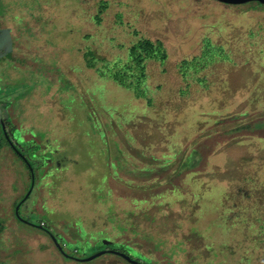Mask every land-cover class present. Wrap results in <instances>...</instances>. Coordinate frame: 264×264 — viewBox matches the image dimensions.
Segmentation results:
<instances>
[{
    "label": "rangeland",
    "instance_id": "obj_1",
    "mask_svg": "<svg viewBox=\"0 0 264 264\" xmlns=\"http://www.w3.org/2000/svg\"><path fill=\"white\" fill-rule=\"evenodd\" d=\"M100 1L2 2L18 11L2 15L1 103L17 114L13 141L49 164L31 179L15 153L1 157L5 264H130L68 259L54 239L80 260L110 249L145 264H264V7L105 0L97 25ZM135 33L169 54L147 64L151 104L101 74Z\"/></svg>",
    "mask_w": 264,
    "mask_h": 264
},
{
    "label": "trees",
    "instance_id": "obj_2",
    "mask_svg": "<svg viewBox=\"0 0 264 264\" xmlns=\"http://www.w3.org/2000/svg\"><path fill=\"white\" fill-rule=\"evenodd\" d=\"M2 2H4V0H0V24L3 23V20H4L2 15L4 16V15H8V13H10V12L12 13V12H17L18 11L15 8L12 11H9L7 13L5 11V9L3 8ZM253 4H255V3H253ZM256 7H264V6H262L260 4H256ZM108 9H109V4H108L107 1L103 0V1L99 2L97 13L94 16V21H95V23L97 25H101L102 24L103 15L106 13V11ZM13 14H11V16H13ZM6 30H8V29H6ZM135 35L137 36V41H135L132 45H130L128 47V49H127V54H128L127 55V59L125 61L124 60L123 61L119 60L113 65L105 64L103 66V70H101V74L103 76H107V77L111 78L119 86H121V87H123L125 89H128V90L134 91L136 96H137V98H142V99L148 100L149 99L148 98V92H147V87H148L147 86V80H148L147 64H148V61H157V62H160V63L164 64L168 60L169 54H168V51H167V49L165 47V44H164V42L162 40H155L154 41V40H151V39H148V38L138 37L139 35L137 33H135ZM11 41H12V35H11ZM8 45H11L10 49H8ZM8 45H7V47L4 50V54H0V61H1L2 58H4L5 55L13 53V46H12L11 42ZM210 48H213V46L211 44V41L206 40L205 41V48L203 49V53L205 52V54H207V52L210 50ZM85 55H86V58H87L86 59L87 60L86 61L87 62V66L89 68L96 67L95 54L92 51H88ZM194 62H196V58L192 62L183 61L181 63L182 64L181 68L184 67V66H188V65H190V64H192ZM0 67H1V65H0ZM186 75L187 74L183 75V77L185 78ZM198 80L201 81L202 79H198ZM7 95L8 94H5L3 96L0 95V96H2L4 98V97H8ZM0 103H1V98H0ZM149 103L151 104V100L150 99H149ZM12 105L13 104L8 103L7 107H4L3 105H2V107H3V110H4L6 130H7V128H9L11 130V133H12V135H10V133L8 132V135L11 138L13 136H14L13 138H15L16 136L14 135V133L18 130L19 122H18L17 118L15 119V117H14L15 115H17L16 112H14L15 114L13 115V112L11 110V106ZM249 125H246L244 127L243 134H246V133L247 134L248 133L257 134V132H258L257 130L256 131L255 130L254 131H250V129L248 128ZM26 137L27 136H25V138ZM18 145H20V144H18ZM5 147L10 149L13 153H15L18 156V158L21 161L24 162V160L13 150V148L11 147V145L9 144V142H8L6 136H5L4 130L0 126V152ZM21 150L23 151L25 156L27 158H29L26 155V153H30L31 155L32 154L36 155L39 152L40 147L37 148V146L31 144L29 147L27 146V148H24V149L21 148ZM209 153L210 152L206 153V155H209ZM206 155H205L204 158H206ZM30 162H31L34 170L36 169V166H37L38 163L41 164V166L43 168H45V169L49 166L48 161L46 159L44 161H42V162H35L34 163L31 160H30ZM43 163H47V164H43ZM25 165H26V163H25ZM26 167L29 170L30 178L32 179L33 173L30 172V168L28 167V165H26ZM39 168H41V167H39ZM34 170H33V172H34ZM40 224L41 225L43 224V228H45L46 225H45L44 222H41ZM5 230H3L2 232H5ZM60 250L64 254H66L65 250L62 248L61 244H60ZM101 250H103V249H101ZM101 250H97V251H101ZM117 252L122 253L120 251H117ZM107 253H112V252H110V250H109V252H107ZM114 254H116L119 257H121L117 253H114ZM5 259H6V257H4L3 255H0V264H5L6 263ZM85 259H86V256L83 258V260H80V261H84ZM122 259H124V258H122ZM125 261H127V260H125ZM136 261H138V260H136ZM127 262L130 263L129 261H127Z\"/></svg>",
    "mask_w": 264,
    "mask_h": 264
},
{
    "label": "water",
    "instance_id": "obj_3",
    "mask_svg": "<svg viewBox=\"0 0 264 264\" xmlns=\"http://www.w3.org/2000/svg\"><path fill=\"white\" fill-rule=\"evenodd\" d=\"M220 3L226 4V5H231V6H240V5H247V4H260L262 6H264V0H216ZM11 42V34L8 30L3 31L0 34V51H2L3 49H5V47ZM11 48V45H8V49ZM0 126L2 127V129L4 130L5 136L9 142V144L11 145V147L13 148V150L24 160V162L28 165V167L30 168L31 172L33 173V166L30 162V160L25 156V154L23 153V151L21 150L20 146H18V144H16L13 139L8 135L7 130H6V124H5V117H4V110L2 107V104L0 103ZM54 241L56 242L58 248H60L59 243L57 242L56 239H54ZM107 252H109V250H101L100 252H98L97 254H95L94 256H91L89 258H86L84 261H90L93 260L96 257H100L101 255L106 254ZM112 253H117L119 254L122 258H124L125 260L129 261L131 264H141L140 262L133 260V258L131 256H128L125 253H119L117 251H111ZM76 261H79V259H76L75 257H73Z\"/></svg>",
    "mask_w": 264,
    "mask_h": 264
},
{
    "label": "crops",
    "instance_id": "obj_4",
    "mask_svg": "<svg viewBox=\"0 0 264 264\" xmlns=\"http://www.w3.org/2000/svg\"><path fill=\"white\" fill-rule=\"evenodd\" d=\"M149 62H151V61H148V63H149ZM156 62H157V61H156ZM8 152H9V153H12L11 150L8 149V148H6V147L2 149V151L0 152V155H1V156H0V161L2 160L1 157L3 158V156L6 155ZM18 173L20 174L19 176H21V173H22V172H18ZM17 184H18V185H17ZM20 184H21V180L18 181V182H16V183H14V184H12V185L10 186V190H12V192H11L12 194H15V193H18V192H19V185H20ZM20 186H21V185H20ZM16 188H17V189H16ZM1 189H4V190H5V185L3 184L2 180L0 179V190H1ZM5 191H6V190H5ZM22 205H24V204H22ZM5 232H6V230H5Z\"/></svg>",
    "mask_w": 264,
    "mask_h": 264
},
{
    "label": "flooded vegetation",
    "instance_id": "obj_5",
    "mask_svg": "<svg viewBox=\"0 0 264 264\" xmlns=\"http://www.w3.org/2000/svg\"><path fill=\"white\" fill-rule=\"evenodd\" d=\"M5 23H6V21L5 20H3V23H1L0 24V34L3 32V31H5L7 28H6V26H5ZM7 47V46H6ZM5 47V48H6ZM5 49H3L2 51H4ZM1 52V51H0ZM60 250V249H59ZM108 250H110V249H108ZM116 255V254H115ZM65 256L68 258V259H72V260H75L71 255H68V254H65ZM134 260H138L139 262H141V264H145V262H144V260L143 259H136V258H133ZM78 262H81L80 261V259H79V261Z\"/></svg>",
    "mask_w": 264,
    "mask_h": 264
}]
</instances>
